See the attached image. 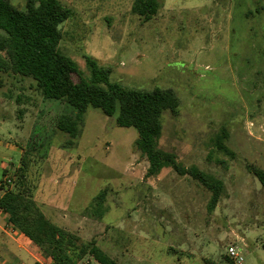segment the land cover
I'll return each instance as SVG.
<instances>
[{
    "label": "rangeland",
    "instance_id": "obj_1",
    "mask_svg": "<svg viewBox=\"0 0 264 264\" xmlns=\"http://www.w3.org/2000/svg\"><path fill=\"white\" fill-rule=\"evenodd\" d=\"M59 1L72 12L60 25L59 51L87 81L90 59L124 89L171 91L178 108L162 113L156 148L213 176L223 191L209 210L211 193L188 175L164 168L146 176L136 131L99 109L86 110L68 146L56 121L75 110L7 73L0 180L24 164L42 213L118 264H231L229 247L240 249L242 264H264V190L246 169L264 170V0H155L149 19L131 11L134 0ZM9 2L23 10L26 0ZM223 131L229 154L215 147ZM100 192L101 215L92 209Z\"/></svg>",
    "mask_w": 264,
    "mask_h": 264
},
{
    "label": "trees",
    "instance_id": "obj_2",
    "mask_svg": "<svg viewBox=\"0 0 264 264\" xmlns=\"http://www.w3.org/2000/svg\"><path fill=\"white\" fill-rule=\"evenodd\" d=\"M157 7L155 0H134L131 11L149 19ZM71 15L70 8L59 0H26L23 10L13 7L9 0H0V73L30 78L44 100L59 101L75 110L74 115H61L56 121V129L68 136V146L78 138L83 115L90 107L114 118L117 127L134 129L137 133L134 147L148 162L146 176H157L164 168L181 177L188 175L211 193L208 209L212 210L223 184L195 166L184 168L174 154L156 148L162 113L168 110L175 114L178 108L174 94L160 89L149 92L124 89L109 82L110 71L90 59L86 64L92 79L85 80L75 63L59 51L60 25ZM226 138L227 134L221 132L215 147L229 154L224 146ZM246 169L264 190V170L250 166ZM26 175V166L22 164L9 183L0 181V210L9 216L15 230L48 256L52 264H80L86 258L98 264H118L95 242H80L76 235L47 219L33 199ZM103 197L100 192L93 199L92 209L99 214Z\"/></svg>",
    "mask_w": 264,
    "mask_h": 264
},
{
    "label": "crops",
    "instance_id": "obj_3",
    "mask_svg": "<svg viewBox=\"0 0 264 264\" xmlns=\"http://www.w3.org/2000/svg\"><path fill=\"white\" fill-rule=\"evenodd\" d=\"M1 195L2 191H0ZM54 222L52 223L56 225L57 222ZM34 263L52 264V260L36 249L22 233L15 230L9 223V216L0 210V264Z\"/></svg>",
    "mask_w": 264,
    "mask_h": 264
},
{
    "label": "built area",
    "instance_id": "obj_4",
    "mask_svg": "<svg viewBox=\"0 0 264 264\" xmlns=\"http://www.w3.org/2000/svg\"><path fill=\"white\" fill-rule=\"evenodd\" d=\"M2 181L9 183V178L4 177ZM227 258L233 263V264H242L243 263V257L240 253V249L237 247H229L227 249ZM88 260H83L80 264H88Z\"/></svg>",
    "mask_w": 264,
    "mask_h": 264
}]
</instances>
